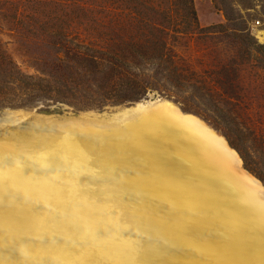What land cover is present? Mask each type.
Wrapping results in <instances>:
<instances>
[{"label":"bare ground","instance_id":"6f19581e","mask_svg":"<svg viewBox=\"0 0 264 264\" xmlns=\"http://www.w3.org/2000/svg\"><path fill=\"white\" fill-rule=\"evenodd\" d=\"M0 264H264V186L167 100L37 116L0 138Z\"/></svg>","mask_w":264,"mask_h":264},{"label":"rangeland","instance_id":"374dc122","mask_svg":"<svg viewBox=\"0 0 264 264\" xmlns=\"http://www.w3.org/2000/svg\"><path fill=\"white\" fill-rule=\"evenodd\" d=\"M259 30L264 0H0V138L37 116L167 100L224 137L264 186ZM17 112L28 116L9 126Z\"/></svg>","mask_w":264,"mask_h":264},{"label":"water","instance_id":"95a60500","mask_svg":"<svg viewBox=\"0 0 264 264\" xmlns=\"http://www.w3.org/2000/svg\"><path fill=\"white\" fill-rule=\"evenodd\" d=\"M137 102L130 103V105L136 104ZM261 183V182H260Z\"/></svg>","mask_w":264,"mask_h":264},{"label":"trees","instance_id":"16d2710c","mask_svg":"<svg viewBox=\"0 0 264 264\" xmlns=\"http://www.w3.org/2000/svg\"><path fill=\"white\" fill-rule=\"evenodd\" d=\"M193 18H195V14H194V12H193Z\"/></svg>","mask_w":264,"mask_h":264},{"label":"built area","instance_id":"2783aa9c","mask_svg":"<svg viewBox=\"0 0 264 264\" xmlns=\"http://www.w3.org/2000/svg\"><path fill=\"white\" fill-rule=\"evenodd\" d=\"M257 24H260V22H257Z\"/></svg>","mask_w":264,"mask_h":264}]
</instances>
